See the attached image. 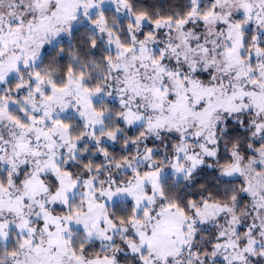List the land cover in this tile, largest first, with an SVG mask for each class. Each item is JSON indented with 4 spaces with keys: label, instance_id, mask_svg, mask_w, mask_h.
<instances>
[{
    "label": "snow or ice",
    "instance_id": "snow-or-ice-1",
    "mask_svg": "<svg viewBox=\"0 0 264 264\" xmlns=\"http://www.w3.org/2000/svg\"><path fill=\"white\" fill-rule=\"evenodd\" d=\"M0 264H264V0H0Z\"/></svg>",
    "mask_w": 264,
    "mask_h": 264
}]
</instances>
